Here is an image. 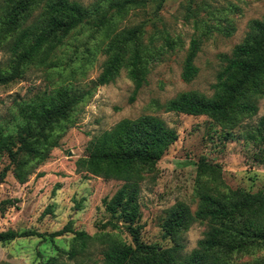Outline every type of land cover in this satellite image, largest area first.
I'll use <instances>...</instances> for the list:
<instances>
[{
  "label": "rangeland",
  "instance_id": "rangeland-1",
  "mask_svg": "<svg viewBox=\"0 0 264 264\" xmlns=\"http://www.w3.org/2000/svg\"><path fill=\"white\" fill-rule=\"evenodd\" d=\"M72 1L87 8L89 18L66 34L45 61L29 64L19 78L0 84V125L8 130L20 121V107L34 97L59 87L81 95L68 118L55 127L54 146L43 161L29 162L30 172L24 180H18L7 154L0 153V231L51 233L71 223L73 229L84 230L95 239L84 254L69 259L58 250L69 249L72 233L53 240L36 235L18 237L0 243V264H39L51 255H59L66 264H103L105 246L96 239L100 234H115L134 245L125 228L109 223L122 224L105 211L102 202L124 181L93 175L79 167L78 161L90 155L123 152L128 128L141 115L163 119L178 136L152 169L141 171L137 195L140 216L134 223L139 226V242L159 248L174 244L163 236L161 228L166 210L177 202L195 210L199 203L196 193L215 185L208 175L197 171L195 163L200 160L219 166L224 184L221 191L240 188L264 192V152L254 136L264 115V90L252 97L257 112L244 115L229 130L206 115L157 108L158 103L182 92L213 95L222 65L220 55L229 54L242 42L250 21L264 16V0ZM1 5L0 0V21ZM38 13L35 9L31 19ZM103 17L104 25L94 26ZM125 30L136 31V38L128 46L121 41L111 48L114 35ZM193 38L199 42L194 59L198 73L186 82L181 74ZM134 43L145 60L146 74L130 101L134 83L127 68L121 67L107 84H97L96 79L111 55L122 53L128 59ZM1 45L0 67H5L9 52ZM206 228V221H197L181 231L177 237L181 252L194 249ZM263 258L264 247L231 254L227 264H254Z\"/></svg>",
  "mask_w": 264,
  "mask_h": 264
},
{
  "label": "trees",
  "instance_id": "trees-1",
  "mask_svg": "<svg viewBox=\"0 0 264 264\" xmlns=\"http://www.w3.org/2000/svg\"><path fill=\"white\" fill-rule=\"evenodd\" d=\"M1 3L0 46L1 43L6 46L9 59L5 67H0V84L19 78L29 64L45 61V56L61 43L66 34L89 18L90 12L72 0H1ZM35 9H39V13L32 20ZM105 22L103 17L93 24L98 27ZM134 38L136 31H121L114 35L110 47L114 49L121 41L128 46ZM134 44V48H129L132 55L128 59H124L122 53L111 55L96 79L97 84H107L121 67L127 68L134 83L130 101L134 100L145 82L146 74L145 60L139 54L137 43ZM198 50L199 42L193 38L181 74L186 82L198 73L194 64ZM220 59L222 65L216 74L211 97L195 91L182 92L158 103L157 108L166 112L206 115L227 130L237 125L244 115L255 114L257 106L252 97L264 90V16L250 21L242 42L236 44L229 54H221ZM80 98L81 95L77 97L67 88L53 89L20 107V121L13 125L11 131L0 125V153H6L14 163L18 180H24L29 174V162L45 159L49 148L54 146L52 136L55 127L68 118ZM177 136L176 130L163 119L141 115L128 128L127 148L123 152L90 155L78 161L79 167L93 175L124 181L121 188L102 202L105 211L122 222L121 225L113 221L109 223L114 228H125L134 245L118 239L115 234H107L106 237L100 234L96 239L105 246L102 250L103 264H227L231 254L252 253L264 247V192H248L240 188L221 191L224 184L219 178V166L204 160L195 163L197 171L208 175L215 183L214 187L196 193L199 203L195 210L184 202L169 207L161 223L163 236L170 237L174 244L159 248L138 241L139 226L134 223L140 216L137 195L141 171L152 169ZM254 136L264 152V115L257 122ZM197 221H206L203 237L189 253H182L178 234ZM65 233L73 234L70 247L67 251H58L59 255H66L69 259L84 254L95 239L67 223L51 233L0 231V243L32 235L53 240ZM59 255H51L39 264H66ZM254 264H264V258Z\"/></svg>",
  "mask_w": 264,
  "mask_h": 264
}]
</instances>
